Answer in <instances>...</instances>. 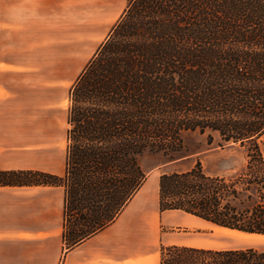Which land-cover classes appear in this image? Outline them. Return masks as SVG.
<instances>
[{
    "label": "trees",
    "instance_id": "obj_1",
    "mask_svg": "<svg viewBox=\"0 0 264 264\" xmlns=\"http://www.w3.org/2000/svg\"><path fill=\"white\" fill-rule=\"evenodd\" d=\"M126 1L70 90L65 176L0 171V187H63L76 243L143 187L139 155L174 160L184 133L217 134L245 149L244 169L211 176L198 162L163 174L159 211L264 237V0ZM160 264H264V251L170 246Z\"/></svg>",
    "mask_w": 264,
    "mask_h": 264
},
{
    "label": "crops",
    "instance_id": "obj_2",
    "mask_svg": "<svg viewBox=\"0 0 264 264\" xmlns=\"http://www.w3.org/2000/svg\"><path fill=\"white\" fill-rule=\"evenodd\" d=\"M102 3L0 0V171L65 176L69 93L107 39L95 37V22L101 30L108 18ZM65 212L63 187H0V264H160V247L174 245L164 229L175 216L198 220L160 212L147 180L80 242L70 241Z\"/></svg>",
    "mask_w": 264,
    "mask_h": 264
},
{
    "label": "rangeland",
    "instance_id": "obj_3",
    "mask_svg": "<svg viewBox=\"0 0 264 264\" xmlns=\"http://www.w3.org/2000/svg\"><path fill=\"white\" fill-rule=\"evenodd\" d=\"M101 1L105 19L101 23V30L95 22V37L102 33V44L107 38L112 26L123 15L127 1L126 0H95ZM98 11L95 9V14ZM107 13V14H106ZM213 141L209 142L207 135L198 133H184L182 135V151L175 155L171 160L162 153L144 152L137 157V163L143 172L147 175V183L152 182L153 192L158 190V180L163 174L186 171L200 163L202 169L207 175L224 176L227 178L235 177L245 167L246 151L244 148L235 144H225L219 140L217 134H212ZM259 146L264 157V137L259 140ZM157 182V184H156ZM175 225L164 229L174 245L171 246H191L207 249H239L254 248L264 251V237L256 235H247L229 231L225 229L210 226L198 220H185L182 215L175 216ZM68 227L72 226L75 219H69ZM71 229V228H70ZM170 246H161L159 256L164 248Z\"/></svg>",
    "mask_w": 264,
    "mask_h": 264
},
{
    "label": "bare ground",
    "instance_id": "obj_4",
    "mask_svg": "<svg viewBox=\"0 0 264 264\" xmlns=\"http://www.w3.org/2000/svg\"><path fill=\"white\" fill-rule=\"evenodd\" d=\"M193 219V218H192Z\"/></svg>",
    "mask_w": 264,
    "mask_h": 264
}]
</instances>
